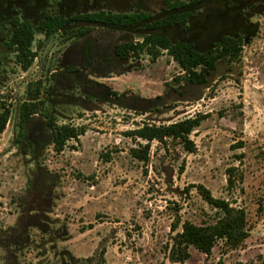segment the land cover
Instances as JSON below:
<instances>
[{
	"label": "rangeland",
	"instance_id": "rangeland-1",
	"mask_svg": "<svg viewBox=\"0 0 264 264\" xmlns=\"http://www.w3.org/2000/svg\"><path fill=\"white\" fill-rule=\"evenodd\" d=\"M250 16L256 31L244 38L239 61H220L208 85L181 93L171 88H178L173 82L182 72L166 52L155 63L142 54L138 69L99 79L116 95L86 102L79 90L56 84L67 47L62 37L36 33L38 56L26 72L15 52L0 51V99L12 111L0 136V264H264V8ZM39 83L42 112L27 125L26 143L18 144V109ZM140 100L150 108L138 110ZM46 110L57 125L85 128V134L57 153ZM199 115L207 119L190 136L195 152L169 140L152 144L148 165L132 157L130 150L144 142L127 132ZM230 168L243 176L232 190ZM198 185L243 208L250 235L236 250L220 241L208 257L191 248L190 259L172 263L167 247L178 218L197 225L217 219ZM40 193L41 210L29 213L26 206L38 207L30 200ZM28 214H40L36 224H27ZM22 223L26 239L17 236Z\"/></svg>",
	"mask_w": 264,
	"mask_h": 264
},
{
	"label": "flooded vegetation",
	"instance_id": "flooded-vegetation-1",
	"mask_svg": "<svg viewBox=\"0 0 264 264\" xmlns=\"http://www.w3.org/2000/svg\"><path fill=\"white\" fill-rule=\"evenodd\" d=\"M183 2L185 5L180 0H0V51H12L8 47L11 36L23 24L47 39L52 23L61 22L51 37L60 36L67 44L60 59L61 68L54 71L56 84L70 91L79 90L84 101L90 102L94 97L116 95L110 84L99 79L109 80L112 74L140 67L138 51H130L131 46L151 41L159 47L167 40L173 46H192L197 52H210L224 38L238 42L252 37L256 26L250 12L264 8V0ZM101 14L103 18L96 17ZM117 16L125 19L118 20ZM36 116L40 115H34L28 124ZM43 200L42 193L34 195L30 201L38 202V207L27 205V209H32L29 213L33 208L41 210ZM39 217L40 214H28L25 218L29 225L36 224ZM19 225L22 228L17 236L25 238L26 226Z\"/></svg>",
	"mask_w": 264,
	"mask_h": 264
},
{
	"label": "trees",
	"instance_id": "trees-1",
	"mask_svg": "<svg viewBox=\"0 0 264 264\" xmlns=\"http://www.w3.org/2000/svg\"><path fill=\"white\" fill-rule=\"evenodd\" d=\"M185 5L183 0H180ZM198 1V0H192ZM103 18L104 14L96 15ZM187 15L182 16L185 20ZM117 19H125L117 16ZM61 22H53L47 39L51 38L61 27ZM242 42L224 38L216 46V50L200 53L195 51L192 46H173L169 41L165 40L161 46H157L156 42L146 41L138 46H131L130 51H138V57L142 54L148 55L151 62L155 63L167 51V54L177 63L182 75L174 78V84L177 85V93H181L185 86L203 87L209 84V76L217 69L220 61L227 59L228 63H236L239 61L242 52ZM35 33L28 24H23L20 28H16L11 36L8 47L15 52V62L23 71H28L36 60L38 54L34 49ZM152 44V45H151ZM41 44H39L40 46ZM41 47V46H40ZM35 91L28 88L27 99L20 105L18 109V126L20 132L17 143H26V124L34 116L42 112L41 105L44 102L39 101L41 95V87L39 84ZM175 91V90H174ZM12 116L11 104L5 99H0V136L6 130ZM43 116L48 120L47 125L51 129L52 144L57 153H61L66 144L71 141H79L80 136L85 134V128H77L72 125H57L54 120L50 119V111H44ZM207 119L206 115H199L194 118H187L182 121L170 125H149L144 124L138 129L127 132L126 135L134 140H141L138 148H133L130 153L133 158L139 162L148 165L152 150V144L158 142L167 144L169 140L182 141L186 151L193 153L196 146L191 140L192 133L201 126L202 122ZM240 143L237 148H242ZM243 155H238L237 159L243 160ZM228 189H235L237 183L243 181V176L236 173V168L228 170ZM196 187L200 196L212 208L217 210L218 216L214 223L197 225L190 221L183 223L178 218L172 226L175 235L172 237V244L167 247L168 259L172 263H184L191 257L190 249L194 248L198 252L205 254L207 257L213 252L215 246L220 242H224L227 250H236L240 248L249 238V220L247 212L240 207H235L232 203L225 199H218L213 196L210 190L203 185ZM182 223V224H181ZM179 225L182 230L178 231Z\"/></svg>",
	"mask_w": 264,
	"mask_h": 264
},
{
	"label": "water",
	"instance_id": "water-1",
	"mask_svg": "<svg viewBox=\"0 0 264 264\" xmlns=\"http://www.w3.org/2000/svg\"><path fill=\"white\" fill-rule=\"evenodd\" d=\"M103 86V85H101ZM122 98L118 99V100H121ZM150 104L151 102L149 100H140L138 103H137V109L138 110H141V111H145V110H148L150 108Z\"/></svg>",
	"mask_w": 264,
	"mask_h": 264
}]
</instances>
